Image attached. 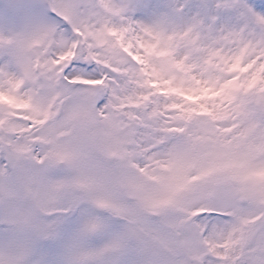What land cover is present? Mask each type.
<instances>
[{"label": "snow or ice", "instance_id": "snow-or-ice-1", "mask_svg": "<svg viewBox=\"0 0 264 264\" xmlns=\"http://www.w3.org/2000/svg\"><path fill=\"white\" fill-rule=\"evenodd\" d=\"M134 7L44 0L0 30V168L13 179L19 170V196L47 222L34 239L60 234L53 208L92 205L128 221L100 247L89 240L104 225L89 218L62 258L37 257L33 245L0 264H264V12L191 0L146 24L133 22ZM176 24L197 42L146 57L150 71L138 65L142 46ZM76 60L119 83L95 69L69 79ZM220 204L230 224L197 222L198 209Z\"/></svg>", "mask_w": 264, "mask_h": 264}, {"label": "rangeland", "instance_id": "rangeland-1", "mask_svg": "<svg viewBox=\"0 0 264 264\" xmlns=\"http://www.w3.org/2000/svg\"><path fill=\"white\" fill-rule=\"evenodd\" d=\"M44 0H0V30H6L13 24L19 23L22 19L24 11L33 5L43 3ZM108 2V0H105ZM119 4L129 3L135 5L133 11L130 13L133 22L139 23H154L157 22L159 17L165 11L167 5H182L191 0H114ZM201 2V0H195ZM209 3H217L220 0H208ZM227 3L229 0H223ZM252 5L256 11L264 12V0H243ZM102 11V10H101ZM189 14V10H185V15ZM49 16L53 19H59L54 13L49 12ZM117 17L104 16L102 20L110 24L118 22ZM210 21H206L205 26ZM165 31L169 34L163 37L160 43L155 40L152 43H145L142 46V55L135 57L136 62L141 67L149 68L145 63V58L151 56L153 61L157 58L167 59L170 53H178L182 48L191 47L197 42V36L189 30L187 25H166ZM116 39H119L117 34ZM231 43V42H229ZM167 45H170L167 46ZM105 47V60L102 63L111 64V53L108 49L110 45ZM82 62L79 60L70 62L71 71L68 72L69 79L80 78L86 79L92 74V69H95V78L100 79L101 73L109 76V81L115 79L119 83V73H112L110 69H105L102 66L98 67L94 63L90 66L88 72H84L80 68ZM121 71L120 69H116ZM150 71V68H149ZM156 87H159V82H156ZM77 89L82 88H95L100 86L95 85H76ZM171 141L179 142V136L170 137ZM166 141L165 143H168ZM156 147H163L157 145ZM2 151V149H0ZM17 173H13L16 179H13L8 173L0 168V257L4 255L15 256L22 251H28L31 247L35 248L37 257L47 256L51 259L62 258L66 245L72 240L75 234L82 227L83 223L89 218H96L104 225L103 229L90 237L89 243L93 247H100L108 240L114 238L116 235L123 232L127 226L128 221L119 215H114L107 209L98 208L92 205H81L75 211L69 213L63 208H53L52 215L47 219L48 221L57 220L61 222L60 234L54 239H40L35 240V233L44 229L47 222L39 220L32 212L31 208L26 204L25 200L19 196V182L20 177ZM69 172L57 170L56 175L64 176ZM226 204L218 206L206 207L198 209V216L196 220L203 225L212 224L215 226L223 227L230 224L233 220L232 216L225 214H218L213 216L211 213L204 211L216 209L219 212ZM213 211V210H212ZM222 211V210H221ZM223 212V211H222ZM156 218H150L154 221ZM8 250L7 252L5 250Z\"/></svg>", "mask_w": 264, "mask_h": 264}]
</instances>
